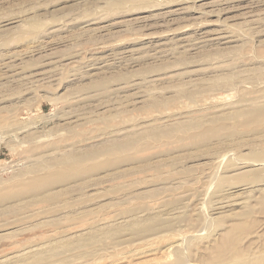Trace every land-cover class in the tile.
I'll use <instances>...</instances> for the list:
<instances>
[{"label": "rangeland", "instance_id": "374dc122", "mask_svg": "<svg viewBox=\"0 0 264 264\" xmlns=\"http://www.w3.org/2000/svg\"><path fill=\"white\" fill-rule=\"evenodd\" d=\"M213 2L0 0L2 264L10 255L11 261L16 257L12 262L15 263L30 244L35 250L47 253L45 260L33 261L34 264H264V141L251 143L249 133H243L254 127L255 134H264V117L246 126L232 118L222 122L227 127L243 130L234 136L245 139L238 148L224 147L211 156L186 159L157 170L141 166L116 178L107 176L102 172L104 169L88 172L81 176L88 183L79 189L75 186L74 191L61 194L53 201L25 194L18 199L4 198L21 185L22 178L31 175L35 165L97 145L108 139L107 136L113 139L126 132V135L134 131L145 133L155 119L154 126L158 129L161 125L162 129L165 126L169 129L168 123L176 129L200 108L204 110L202 115L209 110L214 116L215 113L230 115L241 104L243 96L247 100L242 101L243 106L264 105V0H216V5ZM195 37L210 40L198 46L192 43ZM182 47L188 48L184 61L180 59L181 53H177ZM107 62L110 65L116 62L112 65L114 68L106 70ZM87 68L95 75L86 76ZM112 75L111 82L101 81L102 76ZM201 81L207 86L209 82L210 85L218 82L221 86L211 88L213 95L208 89L210 86L205 90L200 87ZM222 85H226L225 89ZM180 86L200 88L197 91L200 95L196 92L192 101V97L179 95L180 89H176ZM141 88L146 89L144 95ZM153 95L175 102L160 106L161 109L152 107L147 112L143 100ZM212 115L206 116L207 119ZM69 119L75 121L65 124ZM135 123L138 128H144H137L143 132H138ZM115 128L122 133L119 131L114 136L108 133L105 138L103 135L96 139L100 133ZM173 133L177 140L172 137L151 145L138 143V147L145 149L138 155L155 156L167 146L183 155L196 152L190 146L194 143L192 136L182 131ZM134 148L128 156L137 157L134 162L140 164L146 158L138 159ZM99 158L103 159L99 161ZM104 159L102 156L95 159L98 162L93 159L87 163H101ZM122 167L128 165L122 164ZM155 171L169 177L167 184L174 189L166 188V191L163 184H151ZM98 172L103 176L98 178L99 182L95 178L98 176H93ZM91 177L94 178L88 180ZM154 186L161 187V191L148 192ZM241 187H245L242 194ZM136 191H146V194L135 196ZM241 199L247 203L244 205ZM12 204L18 209L10 207ZM131 208L136 210L130 212ZM135 219L139 224L133 226ZM103 223L108 225L103 228ZM98 225L99 229L91 230ZM51 231L56 232V238L48 243ZM73 233L84 234L85 238L96 234L101 241L84 246L76 243L59 254L51 252L55 244L63 246L68 236H75ZM41 238H44L42 243Z\"/></svg>", "mask_w": 264, "mask_h": 264}, {"label": "bare ground", "instance_id": "6f19581e", "mask_svg": "<svg viewBox=\"0 0 264 264\" xmlns=\"http://www.w3.org/2000/svg\"><path fill=\"white\" fill-rule=\"evenodd\" d=\"M215 2H216V0H215ZM215 2H213V4L215 3ZM228 2V1H227ZM259 2V1H258ZM211 3V2H210ZM217 3V2H216ZM216 3H215V5H216ZM220 4H221V2H219ZM254 3V2H253ZM249 4V3H248ZM253 6V5H252ZM218 8V7H217ZM243 8V7H242ZM245 8V7H244ZM251 10V9H250ZM251 13V12H250ZM262 13V12H261ZM247 14V13H246ZM245 14V15H246ZM253 14V13H252ZM259 14V13H258ZM249 15V14H248ZM256 18V17H255ZM255 18H253L254 19V21L253 22H255L256 21V19ZM252 21V20H251ZM258 22H259V19L257 20ZM255 23H257V22H255ZM255 23H251V24H253V26H255ZM252 26V27H253ZM251 27V26H250ZM256 27V26H255ZM221 37V36H220ZM213 38H215V37H213ZM202 40H199L198 38H196L195 37V39H192V43H194V44H197L198 46H200V45H204V43L205 42H208V40H210V38L209 39H205V40H203V38H201ZM216 39V38H215ZM213 40V41H216V40ZM191 40V39H190ZM219 40V39H218ZM191 42V41H190ZM210 42V41H209ZM230 42V41H229ZM193 44V45H194ZM209 45V44H208ZM205 46H207V45H205ZM211 46V45H210ZM195 47H197V46H195ZM177 48V47H176ZM205 48V47H204ZM203 49V48H202ZM172 50V49H171ZM198 52V51H197ZM202 52V51H201ZM177 53H181L180 55H182V57H180V59H182V61H184V60H186V57H185V55H186V53H188V48L187 47H182V48H180V50H178L177 51ZM177 55L178 57L180 56V55ZM195 55V54H194ZM187 56V55H186ZM95 58H99V57H95ZM96 59V60H97ZM95 60V59H94ZM94 60H92L91 59V61H94ZM95 60V61H96ZM112 60H114V59H112ZM94 61V62H95ZM116 61V60H115ZM98 62V61H97ZM100 62H101V60H100ZM106 63V62H105ZM104 63V64H105ZM107 63H109V62H107ZM114 63H116V62H114ZM113 63V64H114ZM93 64V63H92ZM92 64H90V66L92 65ZM97 64V66H98V63H96ZM96 64H95V66H96ZM101 64V63H100ZM99 64V65H100ZM112 63H111V65H110V63L105 67V68H107L106 70H111V69H113L114 67L112 66L113 65ZM86 65H87V63H86ZM94 66V65H93ZM92 66V67H93ZM151 66V65H150ZM157 66V65H156ZM82 67V66H81ZM85 67H87V66H85ZM88 67H89V65H88ZM94 68V67H93ZM97 68H99V67H96V69ZM104 68V69H105ZM87 69H89V68H87ZM86 69V70H87ZM148 69H150V68H147V70ZM5 70H7V69H5ZM85 70V71H86ZM101 70V69H100ZM103 70V69H102ZM146 70V69H145ZM151 70V69H150ZM158 70H160V69H158ZM157 71V70H156ZM213 71V70H212ZM218 71V70H217ZM77 72V71H76ZM78 72H79V69H78ZM77 72V73H78ZM86 76H88V77H92V76H94L95 74L94 73H91V70L89 69V70H87L86 72ZM104 73V72H103ZM223 74V73H222ZM249 74V73H248ZM77 75V74H76ZM82 75H83V73H82ZM182 75V74H181ZM196 75H197V73H196ZM225 75V74H224ZM244 75V74H243ZM256 75H258V73L256 74ZM262 75V74H261ZM264 75V74H263ZM262 75V76H263ZM84 76V75H83ZM161 76V75H160ZM167 76V75H166ZM166 76L164 77V79L166 78ZM177 76V75H176ZM184 76V75H183ZM186 76H187V74H186ZM185 76V77H186ZM215 76V75H214ZM213 76V77H214ZM75 77V76H74ZM79 77V76H78ZM120 77H121V79H123L124 78V76H123V74L122 75H120ZM184 77V78H185ZM217 77V76H216ZM218 77H219V74H218ZM222 77H223V75H222ZM76 78V77H75ZM80 78V77H79ZM85 78V77H84ZM102 78V82H104V83H109V82H111L112 80L111 79H114V76L112 75V76H102L101 77ZM125 78H126V76H125ZM169 78V77H168ZM189 78V77H188ZM251 78H253V77H251ZM160 79V78H159ZM167 79V78H166ZM196 79V78H195ZM198 79V78H197ZM203 79V78H202ZM229 79V78H228ZM259 79H260V77H259ZM263 79V78H262ZM261 79V80H262ZM111 80V81H110ZM144 80V79H143ZM158 80V79H157ZM191 80V79H190ZM189 80V81H190ZM244 80V79H243ZM249 80V79H248ZM252 80V79H251ZM250 80V81H251ZM185 81V80H184ZM195 81V80H194ZM193 81V82H194ZM249 81V82H250ZM254 80H252V82H253ZM257 81H258V79H257ZM264 81V80H263ZM148 82H151V81H147V83ZM196 82V81H195ZM223 83H224V81H222ZM230 82V81H229ZM241 82V81H240ZM262 81H260V83H261ZM94 83V82H93ZM93 83H90V85H93ZM179 83H180V81H179ZM179 83H177V85L179 84ZM181 83H184V82H182L181 81ZM197 83H199L198 81H197ZM201 83H204V82H200V87L201 88H203V90H205V88H207V87H209L208 89H211V88H213V90H215L217 87H220L221 85H219L218 84V82H217V84L215 85V84H211L210 85V82H209V86H207V84L206 83H204V84H201ZM214 83V82H213ZM254 83V82H253ZM252 83V84H253ZM134 84V83H133ZM140 83H138V85H139ZM150 84V83H149ZM192 84V83H191ZM191 84H189V85H191ZM196 83H194V85H195ZM225 84H227V83H225ZM233 84H234V82H233ZM135 85H136V83H135ZM180 85V84H179ZM247 85V84H246ZM250 85H251V83H250ZM118 86V85H117ZM124 86V85H123ZM122 86V87H123ZM133 86V85H132ZM192 86V85H191ZM196 86L198 87V85L196 84ZM222 86H224L223 88L225 89V87H226V85H222ZM253 86H255V85H253ZM127 87H131V86H127ZM136 87V86H135ZM143 87H144V85H143ZM142 87V88H143ZM176 87V86H175ZM195 87V86H194ZM194 87L193 88H189V89H187L186 87H182V86H180L179 88H177L176 90L178 91L179 89V95H182V96H186V97H192L190 100H192L193 99V97L196 95V92L198 91V90H200V88H198L197 89V87L194 89ZM260 87V86H259ZM123 88H125V87H123ZM133 88V87H132ZM131 88V89H132ZM141 88V89H142ZM215 88V89H214ZM222 88V87H221ZM245 88V87H244ZM122 89V88H121ZM130 89V88H129ZM136 89H137V87H136ZM135 89V90H136ZM140 89V90H141ZM174 89V88H173ZM173 89H170V90H173ZM193 89V90H192ZM197 89V90H196ZM134 90V89H133ZM175 90V89H174ZM173 90V91H174ZM203 90H201V92L203 91ZM212 90V89H211ZM212 90V91H213ZM222 89H220L219 91H221ZM247 90V89H246ZM114 91V90H113ZM117 91V90H116ZM125 91H127V89H125ZM137 91V90H136ZM139 91V90H138ZM146 91V89H142L141 90V92H143V95H144V92ZM172 91V92H173ZM240 91H241V86H240ZM155 92H157V91H155ZM175 93H177L176 91H174ZM173 92V93H174ZM211 92V91H210ZM230 92V91H229ZM228 92V93H229ZM243 92H244V90H243ZM263 92V91H262ZM262 92H260V93H262ZM138 93H140V92H138ZM146 93V92H145ZM214 93V91L212 92V94ZM217 93V92H216ZM215 93V94H216ZM221 93H224L223 91L221 92ZM221 93H220V95H221ZM241 93V92H240ZM254 93V92H253ZM114 94H115V92H114ZM121 94V93H120ZM125 94V93H124ZM132 94V93H131ZM141 94V93H140ZM148 94V93H147ZM156 94V93H155ZM161 94H162V92H161ZM197 94H198V92H197ZM205 94H207V96L209 95V93H207V90H206V92H205ZM119 95V94H118ZM122 95V94H121ZM136 95V94H135ZM150 95V94H149ZM159 95V94H158ZM156 96V95H153V96H155V97H146V100L144 99L143 101H144V107H147L146 109H147V112H148V110L149 109H151L152 107H156V109H161L160 108V106H164V105H166V106H170L169 104L172 102V103H174L175 102V100H172V99H168V98H163V97H159V96ZM164 95V97L166 96L165 94H163ZM198 95H200V94H198ZM203 95V94H202ZM214 95V94H213ZM217 95H219V94H217ZM224 95V94H223ZM248 95V94H247ZM256 95V94H255ZM261 95V94H260ZM123 96V95H122ZM129 96H132V95H129ZM146 96V95H145ZM121 97V96H120ZM137 97V96H136ZM205 96H203V98H204ZM209 97V96H208ZM211 97V96H210ZM245 97H247L246 95H245ZM258 97V96H257ZM263 97V96H262ZM122 98V97H121ZM132 98V97H131ZM134 98V97H133ZM139 98V97H138ZM148 98V99H147ZM198 98V97H197ZM200 98V97H199ZM206 98V97H205ZM238 98H240V96L238 97ZM242 98V97H241ZM128 99H130V98H128ZM136 99V98H135ZM134 99V100H135ZM175 99H177L176 97H175ZM243 100H244V96H243V98H242ZM241 99V100H242ZM245 99H247V98H245ZM131 100V99H130ZM198 100V99H197ZM200 100V99H199ZM240 100V101H241ZM242 100V101H243ZM133 101V100H132ZM192 101H194V100H192ZM242 101H241V104H242ZM245 102L247 101V100H244ZM135 102V101H134ZM235 102H237V101H235ZM255 102V101H254ZM263 102V101H262ZM262 102H260V103H262ZM136 103V102H135ZM169 103V104H168ZM237 103H240V102H237ZM168 104V105H167ZM241 104H236V105H238L237 106V108L236 109H232V112H230V115H226V116H217L218 115V113H215V115L216 116H214V115H212V112L211 113H209L211 110H209L208 111V113L207 114H205V115H202V111L204 112V110H203V108H202V110H200V109H197L198 110V112H201L200 114L202 115V116H200V114L199 115H196V114H198V112L196 113L195 111V114L194 115H191L192 117L191 118H189L188 120H187V122H184V120H183V122H181L180 124L179 123H177V124H179V125H177L176 127V129L174 128H171L170 127V125L171 124H169L168 123V126H169V129H168V127L167 126H165V127H167V129L164 127L163 129H162V125H161V129H158L156 126H154V124H155V121H156V117H154V116H152V115H150L149 117H154V122H153V120H150V122H153V124H150V122L148 121V123H147V125L148 124H150L147 128V130H144V132L145 133H142V134H137V133H135V131H134V134L133 133H131V134H128V135H126V133H125V135H123L122 137L120 136H116L114 133H117V134H120L119 133V131L121 130L120 129V127H119V129L120 130H116V128L115 129H113L111 132L109 131V132H106V133H100V135L99 136H95L96 137V139H98V138H101V136H103L104 135V137L103 138H105L106 137V135H108V133L110 134V133H113V134H110V135H112V136H116V138H115V136H114V138L113 139H109V137L107 136L106 138H108V139H102L103 141H101L100 143L98 142V144L97 145H90V146H87V147H83L82 149H78V150H74L73 152H68V153H64L62 156H60V157H56V159H49V160H46L45 159V162L43 163L42 161V164L40 163V165H35L34 167H33V169L30 171L31 172V175H29L27 178H22V180H21V182H20V186H17L16 188H15V190H11L7 195H5L4 196V198H8V199H13V198H15V199H18V197L21 195V194H25V195H28L29 197H38V198H40V200H50V201H53V200H55L58 196H60L61 194H65V193H71L72 192V190H73V188L75 187V186H77V188L79 189L81 186H83L86 182H87V180L85 179V178H81V176L83 175V174H86V173H88V172H90V173H92V172H97V171H99V170H102V169H104L102 172H105L106 173V175L107 176H112V177H120V176H122V175H124V174H128V173H131V172H133V170H135V169H137L138 167H141V166H147V167H150V168H152V169H159V168H161L163 165H175V164H178V163H180L181 161H184V160H186V159H190V160H195L197 157H200L201 158V156H211V155H213L215 152H217L219 149H221V148H224V147H241V143H243L241 140H245V139H241V137H234L235 135H237L238 133H242V131H239V130H236L235 128H230V127H227L226 125H224L222 122H225L227 119H236V120H238L239 122H241V126H246L247 124H249V123H256V122H259V121H261L262 120V118L264 117V105H261V106H259V107H248V106H243V105H241ZM247 104V103H246ZM257 104V103H256ZM132 105V104H131ZM134 105V104H133ZM137 105V104H136ZM135 105V106H136ZM139 105H141V104H139ZM172 105V104H171ZM204 104H202L201 106L202 107H204L203 106ZM240 105H241V107H240ZM206 106V105H205ZM207 106H209V105H207ZM214 106V105H213ZM138 107V106H137ZM140 107V106H139ZM159 107V108H158ZM198 107V106H197ZM199 108V107H198ZM210 108H214V107H210ZM232 108V107H231ZM144 109V108H143ZM146 109H144V111L146 110ZM155 109V108H154ZM206 109V108H205ZM209 109V108H208ZM189 110V109H188ZM174 111H176V110H174ZM179 111V110H178ZM72 112V111H71ZM218 112V111H217ZM174 113V112H173ZM185 113V112H184ZM189 113H190V111H189ZM189 113H188V115H189ZM205 113H206V110H205ZM221 113V112H220ZM223 113H224V111H223ZM75 114V113H74ZM82 114V113H81ZM181 114V113H180ZM186 114V113H185ZM190 114H193L192 113V111H191V113ZM70 115H72V114H70ZM69 115V116H70ZM174 115H176L175 113H174ZM187 115V116H188ZM211 116L212 115V117H209V119H207V117L206 116ZM73 117L75 116V115H72ZM71 116V117H72ZM104 117H106V115H103ZM178 116V115H177ZM187 116H185V117H187ZM80 118V116L78 115L77 116V118ZM100 117H102V116H100ZM168 117V116H167ZM189 117V116H188ZM68 118V117H67ZM77 118L75 117V119L77 120ZM82 118V117H81ZM165 118V117H164ZM72 119V118H71ZM71 119H69V122L67 121V123H65V124H70L71 122H73V121H75V120H71ZM83 119V118H82ZM103 119V118H102ZM169 119V118H168ZM181 119V118H180ZM70 120H71V122H70ZM79 120V119H78ZM146 120V119H145ZM144 120V121H145ZM143 121V120H142ZM178 121H180L179 120V117H178ZM163 123H164V120L162 121ZM174 122V121H173ZM75 123H77V122H75ZM75 123H73V124H75ZM160 123V122H159ZM146 124V123H145ZM161 124V123H160ZM167 124V123H166ZM165 124V125H166ZM174 124H175V122H174ZM78 125V124H77ZM135 125H136V123H135ZM134 125V126H135ZM253 124H251V125H249L248 126V128L249 127H251ZM72 126H75V125H72ZM138 126H139V123H138ZM144 126V125H143ZM126 127V126H125ZM142 127V126H141ZM140 127V128H141ZM69 128V127H68ZM138 127H137V125H136V129H137ZM140 128H138V129H140ZM123 129V128H122ZM137 129V130H138ZM141 129H144V128H141ZM140 129V130H141ZM69 130V129H68ZM132 130V129H131ZM140 130H138V132L139 133H141V132H143V130L140 132ZM175 130H177V131H182V132H185L186 134H189L188 136H192V139H193V141H194V143L193 144H190V146H192V148L191 149H193V150H196V152L193 154V153H191V152H188V155H183V154H181V153H179L177 150H172L169 146H167V148H165V149H161L160 151L158 150V154L157 155H155V156H151V155H149V154H145V155H148V156H145V155H141V156H139L138 154V152H140V151H142V150H145V149H142V148H140V147H138V143H140L141 145H151V144H153V142H160V140L162 141L163 140V142H164V140H169L170 138H172V137H175L174 136V133L173 132H177V131H175ZM192 130H196L195 132L196 133H194ZM253 130H255L254 129V127L253 128H251L249 131H243V133H246V132H248L249 134L247 135V137H248V140L251 142V143H257V142H262V141H264V134H258V133H254L255 131H253ZM70 131V130H69ZM69 131H67V132H69ZM122 131V130H121ZM120 131V132H121ZM128 131V130H127ZM131 132H133V131H131ZM137 132V131H136ZM193 132V133H192ZM70 133V132H69ZM122 133V132H121ZM124 134V133H123ZM178 134V136H179V132L177 133ZM26 136V135H25ZM176 137H177V135H176ZM175 137V138H176ZM186 137V136H185ZM246 137V138H247ZM112 138V137H111ZM175 138H173V139H175ZM179 140H180V138H178ZM185 139V138H184ZM190 139V138H189ZM188 139V140H189ZM195 139V140H194ZM175 140H177V138L175 139ZM188 140H186V141H188ZM73 141H74V139H73ZM166 141V142H167ZM183 141V140H182ZM170 142H172V141H170ZM174 142V141H173ZM177 142V141H176ZM190 142V141H189ZM74 142H72L71 144H73ZM96 143V142H95ZM175 143V142H174ZM177 143H179V144H182V143H180V142H177ZM79 144V143H78ZM93 144V143H92ZM65 145V147H66V144H64ZM188 145V144H187ZM68 146V145H67ZM70 146V145H69ZM68 146V147H69ZM74 147H75V145H73ZM73 146H72V148H70L71 150L73 149ZM136 146V152H137V155H138V159H140V158H146L144 161H142V163H140V164H136L134 161H136L137 159H134V158H137V157H131V156H128V152H129V150H131V149H135L134 147ZM231 147V148H232ZM76 148V147H75ZM66 149V148H65ZM68 150H69V148H67ZM64 150V149H63ZM148 151V150H147ZM145 152L144 151V153H149V152ZM150 152H153V153H155V151H153V150H151ZM140 153H142V152H140ZM104 157L105 159L103 160V162H101V163H94L95 161H97V160H95L96 158H98V157ZM185 158V159H184ZM204 158V157H203ZM206 158V157H205ZM93 159L95 160L93 163H87V160L88 161H90V160H92L93 161ZM100 159H103V158H99L98 160L100 161ZM98 162V161H97ZM38 163H39V160H38ZM36 164V163H35ZM122 164H126V165H128V167L127 168H124V167H122ZM201 164V163H200ZM199 164V165H200ZM205 164V163H204ZM203 166V165H202ZM25 173V172H24ZM100 173L101 172H98V173H95V174H93V176H98V177H95V178H97V180L96 181H98V178L100 177H103L102 175L101 176H99L100 175ZM202 174V173H201ZM20 176V175H19ZM92 176V175H91ZM105 176V175H104ZM21 177V176H20ZM108 177V178H109ZM115 177V178H116ZM92 178H94V177H91V178H89L88 180H91ZM180 178V177H179ZM182 178V177H181ZM170 178L169 177H167L166 175H163V176H160L159 174H158V172L157 171H155V174H153V177L151 178V182H154V183H151L150 181H148V182H150L151 184H153V185H156L157 186V184H163V186L162 187H165V190H166V188H167V190H169L171 187H172V185L171 184H167L170 180H169ZM101 180H103V179H101ZM172 180V179H171ZM174 180V179H173ZM173 180H172V182H173ZM95 181V182H96ZM178 181H181L180 179L178 180ZM90 182V181H89ZM99 182V181H98ZM103 182V181H102ZM148 182H146V183H148ZM171 182V183H172ZM88 183V182H87ZM178 183V182H177ZM92 185H93V183H92ZM96 185V184H95ZM144 185V184H143ZM150 185V184H149ZM148 186V185H147ZM156 186H154V188L152 189V190H149L148 192H152V193H156V192H159V191H161L160 190V188H158V187H156ZM156 187V188H155ZM174 187H176L175 185H174ZM141 188H142V186H141ZM149 188V187H148ZM173 188V187H172ZM244 188L245 187H241V194L242 193H244L245 192V190H244ZM144 189V188H143ZM174 189V188H173ZM247 189V188H246ZM146 190V189H145ZM166 190V191H167ZM238 190V189H237ZM74 191V190H73ZM229 191V190H228ZM233 191V190H232ZM236 191V190H235ZM137 192V191H136ZM163 192H164V190H163ZM134 194H135V196L137 195V196H143V195H145L146 194V191H140V192H137V193H135V192H133ZM234 194V193H233ZM235 194H238V192L237 193H235ZM234 194V195H235ZM240 194V195H241ZM229 195H230V192H229ZM130 196H131V194H130ZM229 197H232L231 195L229 196ZM119 198V197H118ZM247 198L248 197H246L245 199L247 200ZM244 199V198H243ZM244 199V200H245ZM244 200H242L241 199V201L243 202ZM227 201V200H226ZM18 201H15L14 203H17ZM241 202V203H242ZM247 203V201L244 203L243 202V204L245 205ZM242 204V205H243ZM94 206V205H93ZM10 207H12V208H16V207H14V205L12 204ZM218 208V207H217ZM216 208V209H217ZM16 209H18V208H16ZM82 209V208H81ZM135 209V208H134ZM134 209L133 208H131L129 211L131 212V211H134ZM84 210V209H83ZM127 210V209H126ZM136 210V209H135ZM91 211V210H90ZM128 211V212H129ZM84 212H85V210H84ZM134 214V213H133ZM135 214H136V212H135ZM134 214V215H135ZM131 218H132V216H131ZM59 219V218H58ZM54 221H55V219H54ZM104 222V221H103ZM108 222V221H107ZM111 222V221H110ZM54 223V222H53ZM109 223V222H108ZM132 224H133V226H135V224H139V220L138 219H135V220H133L132 221ZM94 225V224H93ZM108 224H105V223H103V225H101V226H103V228L104 227H106ZM81 226V225H80ZM96 226V225H95ZM100 226V227H101ZM76 227V226H75ZM84 227L85 226H83V229H84ZM89 228H91L90 226H88ZM99 227V225L97 226V227H93L91 230H95V228H97V229H99L98 228ZM109 227V226H108ZM86 228V227H85ZM74 227H73V231H74ZM77 229H78V227H77ZM96 229V230H97ZM56 230V229H55ZM79 230V229H78ZM80 230H82V227L80 228ZM89 230V229H88ZM77 231V230H76ZM75 231V232H76ZM86 231H87V229H86ZM90 231V230H89ZM54 232V231H53ZM55 234H56V232H54ZM68 233H71V232H68ZM79 233V232H78ZM81 233H85V231L84 232H82L81 231ZM49 234H51L49 237H48V243L50 242V240H51V242L53 241V239H55L56 237V235L55 234H53L52 233V231H51V233H49ZM74 234V233H73ZM77 234V233H76ZM75 235V234H74ZM84 235V234H83ZM83 235H75V236H73L72 235V237H67V239H66V241H65V243H64V245L62 246V245H59V244H55L51 249H52V253L53 254H56V253H58L59 251L61 252L62 251V249H66V247H71V246H74V245H76V243H77V245L76 246H84V245H90V244H92V243H96L97 241H101V237H99L98 235H96V234H93V235H91V236H89V237H87V238H85V236H83ZM47 236V235H46ZM63 236V235H62ZM71 236V235H70ZM66 237V236H65ZM46 238V237H45ZM44 239V238H43ZM43 239L41 238V243L42 242H44L43 241ZM35 241V240H34ZM37 242V241H36ZM38 242H39V240H38ZM31 243V242H30ZM34 243V242H33ZM26 244H28V243H26ZM36 244V243H35ZM29 245V244H28ZM45 245V244H44ZM52 245V244H51ZM23 246H24V244H23ZM38 246V245H37ZM25 247V246H24ZM24 247H22V248H24ZM26 247H27V245H26ZM40 247V246H39ZM21 248V249H22ZM40 249H41V247H40ZM15 251V250H14ZM24 253H22V252H20V253H22V254H19V258H18V255H17V260H16V262L15 263H12L13 262V259L15 258L16 259V257L14 256V253H13V256H14V258L12 259V261L10 260V258H11V256L12 255H10L9 257L10 258H5V260H3V261H7L6 263H4V264H34V262L33 261H35V262H40V261H43V260H45V256L47 255V253H46V251L45 252H43V250H42V252L45 254L44 256L42 255L43 253L42 252H40V250L38 251V250H35V246H31V244H30V246L27 248V251H26V248H24ZM10 254H11V252H9ZM19 253V252H18ZM63 253V252H62ZM59 254V253H58ZM5 255V254H4ZM6 255H8V254H6ZM2 255H0V257H1ZM60 256V255H59ZM47 258V257H46ZM14 259V260H15ZM1 263V262H0ZM2 264V263H1Z\"/></svg>", "mask_w": 264, "mask_h": 264}]
</instances>
